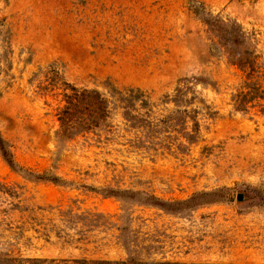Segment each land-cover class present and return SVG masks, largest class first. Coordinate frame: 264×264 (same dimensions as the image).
<instances>
[{
  "label": "rangeland",
  "instance_id": "rangeland-1",
  "mask_svg": "<svg viewBox=\"0 0 264 264\" xmlns=\"http://www.w3.org/2000/svg\"><path fill=\"white\" fill-rule=\"evenodd\" d=\"M249 80L264 0H0V264H264Z\"/></svg>",
  "mask_w": 264,
  "mask_h": 264
},
{
  "label": "trees",
  "instance_id": "trees-1",
  "mask_svg": "<svg viewBox=\"0 0 264 264\" xmlns=\"http://www.w3.org/2000/svg\"><path fill=\"white\" fill-rule=\"evenodd\" d=\"M252 61V60H251ZM130 96L129 98H134L136 97V93L134 90H130ZM245 99V102L250 103V100H259V99H264V89L249 81H246L245 83V88L241 92L238 93L236 97V101H238V105L240 106ZM14 261L16 264H87L88 261H70V260H57V259H21V260H11V259H6V262H10L13 264ZM93 264H100V262H93Z\"/></svg>",
  "mask_w": 264,
  "mask_h": 264
},
{
  "label": "water",
  "instance_id": "water-1",
  "mask_svg": "<svg viewBox=\"0 0 264 264\" xmlns=\"http://www.w3.org/2000/svg\"><path fill=\"white\" fill-rule=\"evenodd\" d=\"M242 199H243V197H242V196H240V197H239V200H242Z\"/></svg>",
  "mask_w": 264,
  "mask_h": 264
}]
</instances>
